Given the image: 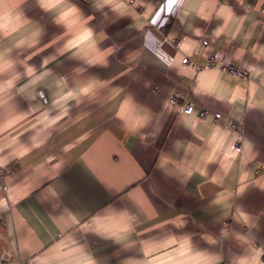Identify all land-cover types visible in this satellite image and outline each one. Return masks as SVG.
<instances>
[{
	"label": "crops",
	"instance_id": "0c3cea01",
	"mask_svg": "<svg viewBox=\"0 0 264 264\" xmlns=\"http://www.w3.org/2000/svg\"><path fill=\"white\" fill-rule=\"evenodd\" d=\"M25 260L264 264V0H0V262Z\"/></svg>",
	"mask_w": 264,
	"mask_h": 264
},
{
	"label": "built area",
	"instance_id": "2783aa9c",
	"mask_svg": "<svg viewBox=\"0 0 264 264\" xmlns=\"http://www.w3.org/2000/svg\"><path fill=\"white\" fill-rule=\"evenodd\" d=\"M132 2V0H129ZM180 40H176L175 43L179 44ZM182 63H187L188 58L184 57L181 60ZM207 65H212L217 67L220 71L230 73L232 75H236L239 77L246 78L249 75V70L244 67H240L235 63H224L222 60L218 59L216 55L211 54L207 59ZM168 104L172 106L176 111H182L186 114H189L192 111L193 105L191 102H181L179 100L178 94H172L168 98ZM206 114V109H202L199 111V117H203ZM221 117L219 112L214 113L213 121L218 120ZM230 127L236 131V139L234 142L230 144V148L232 150H239V141L241 139V133L237 128L236 123H230ZM0 264H7L6 262L2 261ZM21 264H31L29 260L22 262Z\"/></svg>",
	"mask_w": 264,
	"mask_h": 264
},
{
	"label": "rangeland",
	"instance_id": "374dc122",
	"mask_svg": "<svg viewBox=\"0 0 264 264\" xmlns=\"http://www.w3.org/2000/svg\"><path fill=\"white\" fill-rule=\"evenodd\" d=\"M26 261V260H25ZM30 261V260H29ZM24 262V261H23ZM31 262V261H30ZM32 264V263H31Z\"/></svg>",
	"mask_w": 264,
	"mask_h": 264
}]
</instances>
